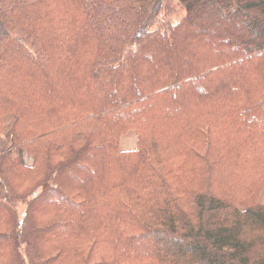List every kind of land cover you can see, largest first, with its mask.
Segmentation results:
<instances>
[{
  "label": "trees",
  "instance_id": "trees-1",
  "mask_svg": "<svg viewBox=\"0 0 264 264\" xmlns=\"http://www.w3.org/2000/svg\"><path fill=\"white\" fill-rule=\"evenodd\" d=\"M179 1L0 0V264H264V0Z\"/></svg>",
  "mask_w": 264,
  "mask_h": 264
},
{
  "label": "rangeland",
  "instance_id": "rangeland-1",
  "mask_svg": "<svg viewBox=\"0 0 264 264\" xmlns=\"http://www.w3.org/2000/svg\"><path fill=\"white\" fill-rule=\"evenodd\" d=\"M163 15H166V18L171 19L174 24H178V22L186 16V10L179 0H172L171 8L165 13H163ZM12 122H13V117L9 116L6 119V124H12ZM2 133H3V130L0 133V150H2L3 148L4 141L6 142V135L3 136ZM136 142H137L136 136L135 134L132 133V134H129V136H125L123 138L122 145L124 148L128 150L131 148L135 149ZM17 156H19L20 158L23 157L26 162H29L30 160L32 161V157L28 154H24V156H21V152H19ZM260 200L264 201V189L261 193Z\"/></svg>",
  "mask_w": 264,
  "mask_h": 264
},
{
  "label": "crops",
  "instance_id": "crops-1",
  "mask_svg": "<svg viewBox=\"0 0 264 264\" xmlns=\"http://www.w3.org/2000/svg\"><path fill=\"white\" fill-rule=\"evenodd\" d=\"M264 202V201H263Z\"/></svg>",
  "mask_w": 264,
  "mask_h": 264
}]
</instances>
